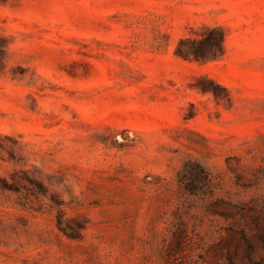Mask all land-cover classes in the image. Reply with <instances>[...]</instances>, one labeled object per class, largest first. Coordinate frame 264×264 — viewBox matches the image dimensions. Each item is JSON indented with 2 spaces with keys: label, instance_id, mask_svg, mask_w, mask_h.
Returning a JSON list of instances; mask_svg holds the SVG:
<instances>
[{
  "label": "rangeland",
  "instance_id": "1",
  "mask_svg": "<svg viewBox=\"0 0 264 264\" xmlns=\"http://www.w3.org/2000/svg\"><path fill=\"white\" fill-rule=\"evenodd\" d=\"M0 264H264V0H0Z\"/></svg>",
  "mask_w": 264,
  "mask_h": 264
},
{
  "label": "trees",
  "instance_id": "2",
  "mask_svg": "<svg viewBox=\"0 0 264 264\" xmlns=\"http://www.w3.org/2000/svg\"><path fill=\"white\" fill-rule=\"evenodd\" d=\"M206 36L181 38L175 52L186 59L208 60L217 51L223 50L224 34L221 30L204 26Z\"/></svg>",
  "mask_w": 264,
  "mask_h": 264
}]
</instances>
